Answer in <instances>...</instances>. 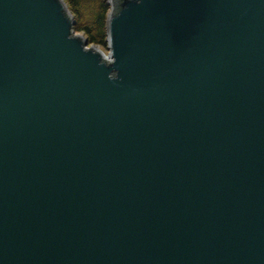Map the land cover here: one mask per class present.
<instances>
[{
    "label": "water",
    "instance_id": "water-1",
    "mask_svg": "<svg viewBox=\"0 0 264 264\" xmlns=\"http://www.w3.org/2000/svg\"><path fill=\"white\" fill-rule=\"evenodd\" d=\"M0 0V264H264V0Z\"/></svg>",
    "mask_w": 264,
    "mask_h": 264
},
{
    "label": "trees",
    "instance_id": "trees-1",
    "mask_svg": "<svg viewBox=\"0 0 264 264\" xmlns=\"http://www.w3.org/2000/svg\"><path fill=\"white\" fill-rule=\"evenodd\" d=\"M76 20V30L89 43L106 49V21L109 12L107 0H65Z\"/></svg>",
    "mask_w": 264,
    "mask_h": 264
},
{
    "label": "rangeland",
    "instance_id": "rangeland-1",
    "mask_svg": "<svg viewBox=\"0 0 264 264\" xmlns=\"http://www.w3.org/2000/svg\"><path fill=\"white\" fill-rule=\"evenodd\" d=\"M81 34V33H80Z\"/></svg>",
    "mask_w": 264,
    "mask_h": 264
}]
</instances>
